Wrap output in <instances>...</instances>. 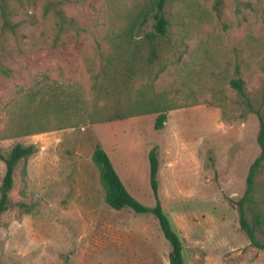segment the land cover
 I'll list each match as a JSON object with an SVG mask.
<instances>
[{"label": "rangeland", "instance_id": "obj_1", "mask_svg": "<svg viewBox=\"0 0 264 264\" xmlns=\"http://www.w3.org/2000/svg\"><path fill=\"white\" fill-rule=\"evenodd\" d=\"M150 1L0 0V153L16 144L37 148L17 165L0 216L1 264H169L171 247L152 212L105 203L96 146L150 210L157 201L148 153L158 147V198L185 264H264L237 210L260 153L264 0H221L217 9L216 0H170L159 62L129 90L108 86V58L146 51L152 19L132 25ZM49 2H60L63 17L45 12ZM4 20L18 24L15 33ZM237 78L246 99L230 86ZM108 92L128 102L161 95L175 109L161 130L156 115L91 124ZM4 174L0 159V186ZM254 198L264 217V162ZM258 238L264 242V225Z\"/></svg>", "mask_w": 264, "mask_h": 264}, {"label": "trees", "instance_id": "obj_2", "mask_svg": "<svg viewBox=\"0 0 264 264\" xmlns=\"http://www.w3.org/2000/svg\"><path fill=\"white\" fill-rule=\"evenodd\" d=\"M170 0H151L150 6L143 13L142 18H136V24L132 25L135 29L138 25L152 19V29L145 34L142 43L146 46L144 54H134L132 58L122 61L110 57L106 60L103 68L104 80L110 83H118V88L129 90L133 87L134 82L148 74L153 66H155L162 57L163 48L161 43L168 37L169 22L166 18L165 9ZM60 2H49L45 6V12L53 11L57 17H63V12L58 8ZM221 4V0H216V9ZM141 19V22H140ZM140 22V23H139ZM18 24H11L8 20H4L2 27L7 31L15 33ZM123 63L120 68L119 63ZM262 72L264 74V60L262 63ZM230 86L244 99H246L244 91V81L241 78L233 79ZM107 107L101 112H97L92 118H89L91 124L109 123L118 120L141 117L146 115H156L154 124L155 130L164 128L167 121V112L175 108L166 106L161 95H152L147 97L145 94H139L136 98L127 100L119 99L108 92ZM259 119V131L257 134V144L260 149L259 156L250 165L246 178V188L242 197L237 201V210L239 213L240 229L246 235L250 246L264 250V242L258 238L260 229L264 225V217L257 201L254 198L255 178L264 162V116L257 114ZM20 131H25L26 126H20ZM24 135L34 134L32 132H23ZM37 151L35 145L24 146L16 144L12 147L7 156L0 153V159L5 164V174L0 186V216L9 209V194L13 188V176L17 165L27 158L34 155ZM150 184L156 198V205L153 209H149L133 198L123 186L119 176L107 153L96 146L92 154V162L99 170L101 185L104 189L105 203L113 210L119 211L124 208L132 210L134 213L142 214L152 212L158 222L159 228L171 247L169 253V264H185L183 259V246L178 234L173 230L171 223L165 214L158 198V172H159V153L158 147H153L148 153ZM250 216V218H249ZM251 219V220H249ZM1 264V263H0Z\"/></svg>", "mask_w": 264, "mask_h": 264}]
</instances>
